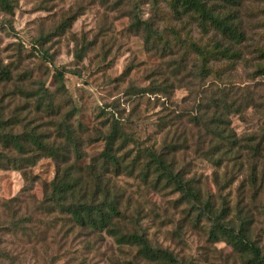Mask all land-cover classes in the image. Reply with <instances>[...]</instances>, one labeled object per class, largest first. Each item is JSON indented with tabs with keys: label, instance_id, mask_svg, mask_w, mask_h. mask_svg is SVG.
I'll use <instances>...</instances> for the list:
<instances>
[{
	"label": "rangeland",
	"instance_id": "374dc122",
	"mask_svg": "<svg viewBox=\"0 0 264 264\" xmlns=\"http://www.w3.org/2000/svg\"><path fill=\"white\" fill-rule=\"evenodd\" d=\"M202 2L238 24L244 35L238 46L243 61L212 63L220 67L212 79L194 75L200 61L189 43L211 46L217 33L210 25L207 31L201 28L197 16L175 13L171 0H9V9L0 5V68L9 72V80H0V117L11 121L19 114L30 127L50 131L52 122L72 113L83 132L88 164L104 149L97 131L106 132L114 122L136 143L151 144L159 141L163 123L189 131L199 106L217 91L208 95L210 85L238 91L237 97L250 95L252 104L229 117L235 134L252 135V146L263 153L252 158L258 173L251 230L264 253V0ZM43 87L57 94L56 115L36 112L25 100L26 91ZM190 168L202 176L206 192L216 194L215 168L203 160ZM56 170L47 157L22 170L0 168V264H157L107 234H67L60 214L47 216L41 203ZM118 182L141 204L129 207L128 227L145 234L152 247L169 251L179 264H243L231 246L209 238V222L194 226L192 219L184 220L182 211L172 208L176 196L170 191L155 192L128 178Z\"/></svg>",
	"mask_w": 264,
	"mask_h": 264
},
{
	"label": "trees",
	"instance_id": "16d2710c",
	"mask_svg": "<svg viewBox=\"0 0 264 264\" xmlns=\"http://www.w3.org/2000/svg\"><path fill=\"white\" fill-rule=\"evenodd\" d=\"M0 5L10 8L9 0H0ZM170 5L178 15L197 16L201 28L210 25L219 37L211 46L189 43L200 61L194 72L196 77L212 79L220 68L212 63L225 60L232 64L241 60L238 46L244 42V35L229 17L214 13L202 0H171ZM62 72L56 75L59 89L64 78ZM0 80H9V72L2 68ZM211 87L206 91L208 95L217 91L199 106L189 131L180 130L173 122L163 123L158 142L138 144L133 134L126 133L114 122L106 132L97 131L104 149L97 161L88 164L83 162V132L80 125L75 127L72 113L52 122L50 131L30 127L19 114H14L11 121L0 117V168L22 170L34 165L38 158L53 159L56 176L41 207L47 216L54 213L62 216L69 228L67 234L73 230L104 233L121 246L137 248L151 262L179 264L169 251L152 247L146 235L136 231L135 226L128 227L127 221H133L129 219L132 218L128 215L129 207L133 204L141 207L131 195L126 196L125 188L118 182L120 178H128L155 192L170 191L176 196L171 200L172 208L181 210L184 220L192 219L194 226L209 222L211 240L231 246L243 264H264V253L253 241L251 230L252 185L258 173L252 158L263 153L252 146V135L235 134L229 117L241 113L246 104H252V99L244 94L237 97L238 91ZM19 91L24 94L22 89ZM26 92L25 100L35 105L36 112L56 115L57 94H50L44 87L37 93ZM188 151L193 153L189 159ZM194 159L215 168L212 178L216 194L206 192L202 176L198 177L190 168ZM235 184L238 186L232 196ZM23 222L20 220V224Z\"/></svg>",
	"mask_w": 264,
	"mask_h": 264
}]
</instances>
